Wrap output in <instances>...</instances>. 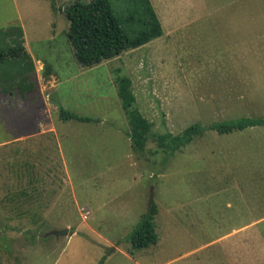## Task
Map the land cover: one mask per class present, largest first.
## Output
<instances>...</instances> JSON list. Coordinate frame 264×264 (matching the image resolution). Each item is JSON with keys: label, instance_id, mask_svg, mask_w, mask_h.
Returning a JSON list of instances; mask_svg holds the SVG:
<instances>
[{"label": "rangeland", "instance_id": "obj_1", "mask_svg": "<svg viewBox=\"0 0 264 264\" xmlns=\"http://www.w3.org/2000/svg\"><path fill=\"white\" fill-rule=\"evenodd\" d=\"M74 1L54 0V10L0 0V50L23 33L45 85L31 73L32 92L0 91V264H264V126L205 131L175 151L156 140L193 123L264 117V0H150L164 34L92 67L76 61L59 10ZM108 1L127 34L143 29L137 0ZM29 64L0 61V78L18 85ZM122 76L151 123L142 149L127 135ZM58 107L93 121H62ZM39 125L56 130L36 138V152L56 159L40 198L28 175L3 181L18 165L17 137ZM150 203L158 240L134 249L128 237Z\"/></svg>", "mask_w": 264, "mask_h": 264}, {"label": "trees", "instance_id": "obj_2", "mask_svg": "<svg viewBox=\"0 0 264 264\" xmlns=\"http://www.w3.org/2000/svg\"><path fill=\"white\" fill-rule=\"evenodd\" d=\"M48 1L55 10L54 0ZM137 2L142 7V23L144 26L142 30L133 35L127 34L122 28L120 19L114 14L108 0H76L63 9L59 8L69 22L67 39L73 48L76 61L82 66L92 67L104 60L115 58L125 51L137 49L160 37L163 34L162 25L150 0H137ZM19 32L21 33V31ZM20 36L21 34L18 35V38ZM18 55H22L25 59L28 57L20 39L15 46L0 50V61L14 58ZM26 70V73L20 76L18 85H15V82H12L13 85L5 83V78L1 77L0 90L6 92L10 88L16 87L22 96L25 93L32 92L34 90L33 81L29 75L34 72V69L31 63ZM116 93L129 126L127 135H129L131 144L137 149H142L149 134H151V123L134 107L135 96L132 93L131 80L128 77L122 76L117 79ZM57 111L58 117L62 121H93L90 117L74 114L63 107H58ZM259 126H264V117L241 116L211 122L206 125L193 123L176 135H171L170 133L156 135V140L160 148L175 151L191 142L194 137L201 136L205 131L226 134ZM156 213V205L150 203L148 211L141 215L139 222L128 237L132 248L143 249L157 242L158 236L153 221ZM98 264H103V259Z\"/></svg>", "mask_w": 264, "mask_h": 264}, {"label": "crops", "instance_id": "obj_3", "mask_svg": "<svg viewBox=\"0 0 264 264\" xmlns=\"http://www.w3.org/2000/svg\"><path fill=\"white\" fill-rule=\"evenodd\" d=\"M154 11H156L155 8H154ZM155 13L157 14V12H155ZM157 17L159 19L158 14H157ZM163 34H164V31H163ZM22 45L24 47L25 52L27 53V56H29V58H30V63L32 64V67L34 69L33 73L35 74V77L37 76V78L35 80V84H36L35 86L41 92L42 88L45 87V85H41V83L38 79L39 73H38L37 69L41 68L43 66V64H41L39 58H35V57L30 55V53L27 49V46H26V42H25V38H24L23 33H22ZM43 80H44L43 83L44 84L46 83L48 85L49 91L56 86V82H57L56 77L54 76V74L51 72V70L49 68L48 69L46 68V72L44 73ZM37 83H38V85H37ZM1 92H3V91H1ZM45 105H47V108H49L48 106H50V104H48L47 102ZM55 132H56V130L52 126H40L39 125L38 127H35L30 131L23 132L21 135H19L17 137V139L21 143L18 146V152L16 154L17 158L15 160L16 164H18V165H17L15 171H13L12 169H8V167L12 166V165H9L7 168L4 167L5 175L3 174L4 175L3 181L8 182L7 177L9 176L10 177L9 181L13 182L14 178H15L14 176L17 177L18 174H20V173L24 174V175H28L27 176L28 179L26 181H28V180L31 181L32 196L40 198L39 193L41 191L40 190L41 183L42 182H51V180L55 181L54 175H56V167H55L56 166V159L52 158V157L43 158L44 156L42 157L38 152H36L39 148V145L36 142L39 140H36V138L38 139V137H40V135H42V134H52ZM51 139H52V136H51ZM27 150H31L32 153H29V151H27ZM42 165L48 167V168L43 169L45 179L40 178ZM30 176H31V179H29ZM34 183H35V185H34ZM17 193H21V191H18ZM8 197H10V196H8Z\"/></svg>", "mask_w": 264, "mask_h": 264}, {"label": "water", "instance_id": "obj_4", "mask_svg": "<svg viewBox=\"0 0 264 264\" xmlns=\"http://www.w3.org/2000/svg\"><path fill=\"white\" fill-rule=\"evenodd\" d=\"M67 232V230H63V231H54L53 234L55 235H59V234H65Z\"/></svg>", "mask_w": 264, "mask_h": 264}]
</instances>
